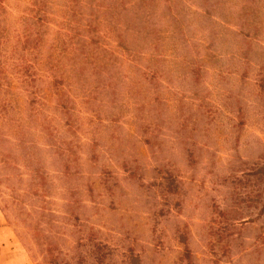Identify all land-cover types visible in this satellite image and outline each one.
<instances>
[{
    "label": "rangeland",
    "instance_id": "obj_1",
    "mask_svg": "<svg viewBox=\"0 0 264 264\" xmlns=\"http://www.w3.org/2000/svg\"><path fill=\"white\" fill-rule=\"evenodd\" d=\"M162 1L150 19L160 29V54L144 47L131 61L109 27L101 25L100 45L106 52L100 59L103 64L113 58L108 67L113 86L94 90L89 102L94 75L89 70L83 78L76 71L78 59L71 47L56 40V24L38 55L26 61L37 73L32 93L20 90L13 50L20 52L15 34L23 29L19 17L31 0L2 2L8 30L0 59L10 64L4 77L13 87L8 97L16 106L9 117L30 128L22 141V134L12 129L14 123L0 117L8 155L7 167L0 164V213L31 264H44L28 226L32 216L26 215L40 205L50 213L44 229L58 238L65 252L76 251L78 237L92 232L95 241L108 247L109 264H125L131 251L140 257L137 264H264V217H246L233 226L226 204L227 191L254 183L251 176H243L264 151V114L250 104L260 89L256 78L264 77V0H183L184 7L170 13L180 19V26L167 18ZM150 40L138 43L149 46ZM53 64H63L55 80ZM144 70L157 71L150 90L152 98L159 93L167 119L158 128L166 133L158 138L166 140L164 148L155 153L137 122L134 84ZM244 70L249 72L245 80ZM139 86L153 84L149 79ZM226 87L243 106L249 104L244 125H237V114L226 106L235 100L228 98ZM181 108L208 127L198 134L203 141L192 147L199 157L192 166L180 146L171 145L166 128ZM40 123L50 125L53 144L39 128H31ZM64 156L69 170L63 166ZM34 167L42 171L35 179ZM130 167L137 174L130 175ZM36 181L45 202H35ZM258 185L251 188L261 189ZM18 199L27 204L18 205L23 203Z\"/></svg>",
    "mask_w": 264,
    "mask_h": 264
},
{
    "label": "trees",
    "instance_id": "obj_2",
    "mask_svg": "<svg viewBox=\"0 0 264 264\" xmlns=\"http://www.w3.org/2000/svg\"><path fill=\"white\" fill-rule=\"evenodd\" d=\"M161 1L162 0H31L30 4L25 7L24 13L19 17V23L23 24V29L15 34L17 35L15 46L20 52L16 53L13 50V58L18 60L14 61V66L17 67L15 71L18 72L17 77L21 83L20 90L26 89L29 91L30 87L34 86L33 82L37 79V73L35 69H32L34 65H30V63L26 61H31L32 55H38L44 47L45 35L50 29V26L56 24L60 27L57 30L56 40H59L65 47H71L73 58L75 57L79 60L75 62L76 71L81 73L83 78L87 77L89 70H91L90 73L94 75L93 80L96 81V83L94 86L90 85L89 97H87V102H89L91 100V93L94 90L113 86V81L110 79V69L108 68L109 64H114L113 58L107 59L106 63L103 64L100 59L103 51L106 52L100 45L102 41V36L100 35L102 33L101 25L105 23L106 26L109 27L113 36L117 38L118 45L125 49L128 54L127 57L131 61H136L139 55L145 52L142 51L144 47L148 48L147 51L153 50L160 54L161 47L156 46V40L159 39L160 29L157 27L158 23H152L150 19ZM163 1L162 3L164 5L162 4L161 6L164 7L163 9H166V14H168L167 18H171L173 23H179L180 26V19L173 13H170L184 7L183 0ZM2 2L3 0H0V57L1 50H3L6 45L4 40L8 30V11ZM202 2H204V0H202ZM199 6L203 7V5ZM142 38H151L148 42L149 46H141L138 43ZM97 60L100 61V63H98ZM62 67L63 64L59 66L58 64L52 65L55 76L54 80L60 76L59 72ZM9 68L10 64L2 62L0 59V117L12 121L13 118H10L9 115L11 112L15 111L16 106L13 103V98L8 96L13 94V87L9 79L4 77ZM194 71L197 74L199 73L195 69ZM156 72L157 71H154L153 73L149 70L140 72V81L134 84L136 90V104L138 105L137 122L140 123V127L143 129L145 142L152 147L154 153L164 148L163 143L166 140L158 138L159 134L166 135V133H163V130L158 128H161L167 120L162 115L164 108L159 93L157 92V95L152 98L153 91L150 90L156 86ZM149 73H153V76L151 77ZM248 73L247 70L243 71V80L247 78ZM260 73L263 74L262 71H260ZM194 77L195 76H193V80ZM198 77L199 76H197L196 80L199 82ZM149 79L153 86H150V88H146V86L142 89L139 84ZM256 80L257 86L260 89L256 92V97L250 104H252V107L258 113L264 114V77L259 76ZM77 81H79V79H77ZM225 90L228 92V98L235 99H233L234 101H228L226 106H229V108L237 114V125H244L249 104L243 106L242 99H240L237 94L229 92V88L227 87ZM29 92L31 94L32 90ZM239 96L241 95L239 94ZM58 103L63 105V109H66V105L62 98L58 97ZM113 118L117 120V117L113 116ZM36 120L40 121L38 118ZM12 123H14L12 129L15 130L16 133L19 132V134H22L23 141L28 135L30 127L21 122L15 123L12 121ZM44 124L45 123H40V127L33 124L31 128H39V131L44 136L48 137L50 144H53V132L50 130V125H47V123L46 125ZM166 128L173 138L171 145L173 147H175V145L178 147L180 146L190 166L197 163L199 157L195 155V151L193 150L198 143L203 141L198 134L201 131L207 130L208 127L202 125L199 120L193 118L192 115H186L184 109L181 108L169 119L168 123H166ZM4 139L5 137H2L0 132V164L3 165L2 167H7L8 155L5 153L2 143L5 142ZM204 147L205 146H199L198 149L203 150ZM258 156L256 161L253 162L254 167L243 176V179L247 176H251L254 183L242 189L232 191V193L227 191L230 196V198H226V204L229 208L228 215L231 213L228 220L234 221V223H231L233 226H238L235 224L237 222H241L240 224H242L243 221L241 220L246 217H264V151ZM64 159L67 160V156H64ZM63 166L65 169L69 170V160L65 161ZM130 170V175L134 176L137 174L132 167H130ZM33 171L35 175L34 179L36 176H40L42 172L41 167H34ZM243 173H245V170H243ZM226 177L228 179V175H226L225 178ZM261 182H263V184L258 185ZM36 184L38 185L37 181L35 182V186ZM257 185L261 187V189L251 188V186ZM106 189L110 192L113 190V188L110 187ZM38 190L39 185L33 190L35 202H45L46 197L44 193ZM231 195L233 196V200L230 203L229 201L232 198ZM234 198H236V202L241 200L240 204L242 205H237ZM18 200L20 201V199ZM20 202L23 201L21 200ZM24 204H27V201L18 205L21 206ZM43 208L45 207L40 205L38 208H34L32 213L26 212V215L32 216V221H30L31 223L28 226L31 229L32 237L38 242L42 249L44 264H109L107 254H105L108 247L105 243L95 241L93 239L94 233L91 231L88 236L84 235L78 237L76 251L72 253L65 252L58 238L53 235V233L44 229V222H46L44 218L50 213H44ZM37 214L44 217H37ZM72 218H74V216H72ZM92 231L95 230L92 228ZM256 248H258V246ZM110 258L111 256L109 259ZM126 259L125 264H137L140 261L139 255L134 253V251H131Z\"/></svg>",
    "mask_w": 264,
    "mask_h": 264
},
{
    "label": "crops",
    "instance_id": "obj_3",
    "mask_svg": "<svg viewBox=\"0 0 264 264\" xmlns=\"http://www.w3.org/2000/svg\"><path fill=\"white\" fill-rule=\"evenodd\" d=\"M0 264H31L30 257L21 246L12 228L0 213Z\"/></svg>",
    "mask_w": 264,
    "mask_h": 264
}]
</instances>
